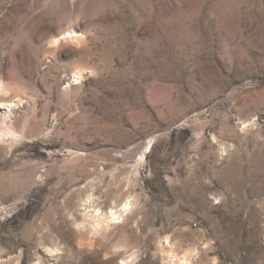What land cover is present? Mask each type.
I'll return each instance as SVG.
<instances>
[{"label": "rangeland", "instance_id": "obj_1", "mask_svg": "<svg viewBox=\"0 0 264 264\" xmlns=\"http://www.w3.org/2000/svg\"><path fill=\"white\" fill-rule=\"evenodd\" d=\"M181 261L264 264V0H0V264Z\"/></svg>", "mask_w": 264, "mask_h": 264}, {"label": "bare ground", "instance_id": "obj_2", "mask_svg": "<svg viewBox=\"0 0 264 264\" xmlns=\"http://www.w3.org/2000/svg\"><path fill=\"white\" fill-rule=\"evenodd\" d=\"M71 35H72V33H74V32H69ZM69 33H68V35H69ZM70 38V37H69ZM128 207H129V204L128 203H126L124 206H123V209H124V211L126 210V209H128ZM120 215V214H119ZM187 263V261H181V262H179V264H186Z\"/></svg>", "mask_w": 264, "mask_h": 264}]
</instances>
